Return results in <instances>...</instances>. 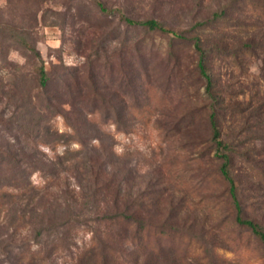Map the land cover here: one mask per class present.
Masks as SVG:
<instances>
[{
  "label": "rangeland",
  "instance_id": "rangeland-1",
  "mask_svg": "<svg viewBox=\"0 0 264 264\" xmlns=\"http://www.w3.org/2000/svg\"><path fill=\"white\" fill-rule=\"evenodd\" d=\"M102 1L133 18L155 16L185 39L127 25L117 12L101 13L96 0H0V26L27 32L52 80L50 94L74 102H64L61 115L45 114L49 130L39 138V156L59 159L56 178L30 176L35 185L51 183L45 207L52 220L73 219L64 252L55 247L67 229L42 231L40 244L51 253L38 254L39 264H79L95 233L100 248L117 246L116 264H264L261 241L236 221L208 121L215 111L218 139L231 150L240 215L264 230V0ZM194 35L207 51L212 96L198 74ZM9 43L0 44V77L7 89L16 71L5 56L27 74L26 93L34 64ZM68 139L75 141L60 145ZM116 211L145 223L137 238L134 224L101 219ZM32 227L0 229V264L11 255L13 264L22 260L15 245L31 239ZM112 253L98 248L82 264Z\"/></svg>",
  "mask_w": 264,
  "mask_h": 264
},
{
  "label": "trees",
  "instance_id": "trees-1",
  "mask_svg": "<svg viewBox=\"0 0 264 264\" xmlns=\"http://www.w3.org/2000/svg\"><path fill=\"white\" fill-rule=\"evenodd\" d=\"M96 4L98 6L97 9L105 15L114 14L116 12L120 14V19L127 25H141L154 32H173L177 38L185 39L184 34L167 29L164 23L155 16L144 19L133 18L119 8H109L102 0H96ZM201 24H204V22ZM7 28L8 27L5 25L0 26V44L5 42V46L8 47L10 44L9 42H16L19 48L25 50V56L31 60L34 65L32 70L28 73L30 87L27 88L25 93V90L23 89L25 88V75L27 74L24 75V73L19 70L21 69L20 65L9 63L6 60L7 57L4 56L2 61L6 65H10V67L15 69L17 72L15 71L13 74L14 77H12L11 83L7 89H5V82L3 81V78L0 77V105L3 104L0 110V210H2L4 206L8 205V207L3 209L5 212L4 216L0 220V229L3 230L4 228L7 230L9 227L13 228L16 233L17 230L27 223L36 224L38 227H32L34 231L31 239L27 240L23 238L21 242L15 246H18L17 248L19 249L21 248L20 259L24 260L25 263L39 264L41 257H36L38 254L41 253L43 256L42 258L45 259L48 258L51 253L49 252L47 246L40 244L41 242L39 237L41 236L42 231L49 232L50 230H55L59 226H63L67 229L61 234L62 236L58 238L59 241L55 247L57 250L64 252V250L69 247L68 244H66V240L69 236L68 228H70L73 219L68 217L60 223L54 222L52 220L53 218L47 213L49 209L45 207V203L47 201L46 198L48 197L47 190L51 183L48 182L43 186H38L33 183L30 176L36 172L41 174V177H45V180L47 181L52 180L53 177L56 178L58 172L57 167L58 164H60L59 159H54L57 161L52 162V164H48L45 162V159H43V156H39V148L41 145H44L43 140H40L39 138L47 134L49 130L47 127L48 123H46L48 119L46 118V115L48 114L51 117L61 115L62 104L67 102L72 105L74 102L72 100L73 97L57 99L55 95L50 94L49 87L51 86L50 83L52 80L46 71L39 51L36 49L34 44H32V41L29 40L27 32L20 27H15L11 29V31H7ZM189 40L192 41L198 56V74H200V77L205 80V90L211 95L213 79L211 74L208 73L206 66L207 51L201 46L199 36L194 35L190 37ZM1 68L2 67H0V69ZM62 85L64 88L69 87L68 83L65 82H63ZM55 86L57 85L55 84ZM99 100L103 104L107 103V100L104 98ZM28 104H32V106L28 108ZM35 105L39 108L36 109ZM8 106H11L13 110L11 111L9 120H5L2 118L4 116L2 112L4 109H7ZM31 111H33L36 116L33 115L34 117H31ZM208 118L212 138L216 144L217 154L222 159L220 174H222L228 183V193L236 211V221L239 224L250 228V230L261 241L264 250V230L255 221L244 219L240 215L241 207L237 199L235 181L231 174H229V166L232 161V155L230 154L231 150L228 149V146L223 141L218 139L219 129L217 125L216 112L212 111ZM71 128L75 133L77 132L75 127L72 126ZM5 131L6 133L8 132L9 137H12L11 141L9 140V137L2 134V132ZM73 141H75V139H68V141L63 142L60 145L66 146L69 142ZM81 142L82 141H79V143ZM32 147H35V150L33 152H29V149ZM53 154L54 156H59L55 150H53ZM35 157H37V159H34ZM60 191L62 193V189H60ZM33 198H35L36 204H30ZM101 219L108 221L124 220L134 224L135 238H137L138 231L144 223L139 217L134 216V214H127L123 211L105 213L102 215ZM11 234L12 233L10 232L9 237H12ZM118 238L119 239L113 238L111 234L107 237V239L112 240L114 243L121 244L120 242H122L123 237ZM98 241L99 238L95 233L91 238V246L89 248H85L78 254L77 258L79 264H82L85 257L94 255V252L98 248L99 250L102 249V251L107 250L113 252L112 255L102 254L103 261L100 262V264H116L114 260L121 256V253H114L117 252V246L115 247L114 245H109L108 243L103 242L102 247L100 248L96 245ZM39 246V250L34 249ZM2 250L3 253L6 254V251H4L3 248ZM13 258L14 257L11 255L8 260L9 264H13ZM22 260L19 261L18 264H23ZM127 261L128 260L126 259V262ZM15 264L17 263L15 262Z\"/></svg>",
  "mask_w": 264,
  "mask_h": 264
}]
</instances>
